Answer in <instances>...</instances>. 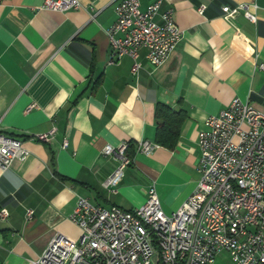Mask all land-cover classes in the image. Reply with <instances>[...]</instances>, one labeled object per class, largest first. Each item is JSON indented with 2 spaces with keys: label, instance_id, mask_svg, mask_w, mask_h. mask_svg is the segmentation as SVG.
Masks as SVG:
<instances>
[{
  "label": "crops",
  "instance_id": "0c3cea01",
  "mask_svg": "<svg viewBox=\"0 0 264 264\" xmlns=\"http://www.w3.org/2000/svg\"><path fill=\"white\" fill-rule=\"evenodd\" d=\"M44 1L0 0V132L23 139L29 152L0 170V209L8 212L0 219V264H32L54 234L78 240L82 229L70 215L79 195L134 210L154 185L163 209L175 211L197 186L206 118L234 98L264 114V0H162L160 13L173 9L182 43L157 68L140 51L136 75L128 57L109 62L105 30L118 0H78L83 7L62 13L42 9ZM154 1L139 0L140 8ZM240 4L255 23L243 13L223 19V6ZM158 103L182 110L185 122L173 149L145 155L135 143L155 142ZM54 127L53 139H33ZM124 141L133 163L111 191L102 182L118 162L101 151Z\"/></svg>",
  "mask_w": 264,
  "mask_h": 264
},
{
  "label": "built area",
  "instance_id": "2783aa9c",
  "mask_svg": "<svg viewBox=\"0 0 264 264\" xmlns=\"http://www.w3.org/2000/svg\"><path fill=\"white\" fill-rule=\"evenodd\" d=\"M116 4V19L105 30L110 63L128 57L133 62L131 73L136 75L141 70L140 51L157 68L182 43L183 31L174 22L173 9L160 13L162 0L144 9L139 0ZM41 7L62 13L83 5L78 0H45ZM196 11L204 15L205 6ZM221 11L229 23L240 13L256 22L245 4L223 6ZM240 37L236 31L235 39ZM259 68L264 70V64ZM206 119L197 134V186L175 211L163 209L154 185L148 188L146 201L134 210L94 204L79 195L70 219L82 229L80 238L54 234L32 264H213L223 251L235 264H264V114L248 101L234 98L223 112ZM55 131L54 127L33 139L49 141ZM23 141L0 132L1 171L15 159L27 157ZM130 144L124 141L102 148V155L118 162L102 182L106 189L117 190L125 168L133 163ZM62 146L67 147L65 140ZM156 147L157 143L144 139L135 143L136 151L145 155ZM7 215L1 208L0 219ZM26 217L32 219V209H26Z\"/></svg>",
  "mask_w": 264,
  "mask_h": 264
},
{
  "label": "trees",
  "instance_id": "16d2710c",
  "mask_svg": "<svg viewBox=\"0 0 264 264\" xmlns=\"http://www.w3.org/2000/svg\"><path fill=\"white\" fill-rule=\"evenodd\" d=\"M184 119L185 115L182 110H174L165 104L158 103L155 110V120L157 121L155 143L158 146L173 149L180 135V126L185 122ZM9 136L12 137V135Z\"/></svg>",
  "mask_w": 264,
  "mask_h": 264
},
{
  "label": "rangeland",
  "instance_id": "374dc122",
  "mask_svg": "<svg viewBox=\"0 0 264 264\" xmlns=\"http://www.w3.org/2000/svg\"><path fill=\"white\" fill-rule=\"evenodd\" d=\"M213 264H235L231 257L227 254V251L220 252Z\"/></svg>",
  "mask_w": 264,
  "mask_h": 264
}]
</instances>
